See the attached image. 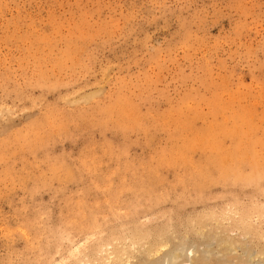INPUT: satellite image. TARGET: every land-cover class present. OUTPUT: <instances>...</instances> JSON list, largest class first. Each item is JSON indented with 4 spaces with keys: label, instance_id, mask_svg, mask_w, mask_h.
Instances as JSON below:
<instances>
[{
    "label": "rangeland",
    "instance_id": "obj_1",
    "mask_svg": "<svg viewBox=\"0 0 264 264\" xmlns=\"http://www.w3.org/2000/svg\"><path fill=\"white\" fill-rule=\"evenodd\" d=\"M177 248L264 264V0H0V264Z\"/></svg>",
    "mask_w": 264,
    "mask_h": 264
},
{
    "label": "bare ground",
    "instance_id": "obj_2",
    "mask_svg": "<svg viewBox=\"0 0 264 264\" xmlns=\"http://www.w3.org/2000/svg\"><path fill=\"white\" fill-rule=\"evenodd\" d=\"M247 156V155H246ZM198 220H200V219H198ZM204 222V221H203ZM217 222V221H216ZM248 223V222H247ZM201 224V223H200ZM240 224V223H239ZM247 225V224H246ZM196 226V225H195ZM215 226H216V224H215ZM193 227V226H192ZM221 227V226H220ZM245 228V227H244ZM248 228V227H247ZM255 229V228H254ZM192 231V230H191ZM243 231V230H242ZM222 232V231H221ZM237 233V232H236ZM195 234V233H194ZM224 237V236H223ZM263 238V237H262ZM201 239V238H200ZM142 241V240H141ZM163 241V240H162ZM178 241V240H177ZM160 243H161V241H160ZM110 245H112V244H110ZM162 246V245H161ZM99 247V246H98ZM107 247V246H106ZM108 247H110V246H108ZM107 247V248H108ZM112 247V246H111ZM110 247V248H111ZM181 247V246H180ZM183 247V246H182ZM181 247V248H182ZM192 247V246H191ZM195 247V246H194ZM207 247V246H206ZM101 248V247H100ZM104 248V247H103ZM102 248V249H103ZM141 248H143V247H141ZM210 246H209V251H210ZM99 249V248H98ZM113 249V248H112ZM111 249V250H112ZM116 249V248H115ZM177 249H179V248H177ZM206 249V248H205ZM208 249V248H207ZM195 250H197V249H194V248H192V250L191 249H189V252H188V249L184 252L183 250H177L176 251V249H175V251L176 252H174L173 253V255H170L171 257L172 256H174V257H172V258H169L168 257V255H167V257L169 258H167V260H166V264H182V262L184 263H190V264H209V263H211L210 262V259H211V257H212V255L211 256H208L210 253H208L207 252V254L205 255V253H203V255L204 256H202V257H200V259H198V260H196L195 261V258L197 257L196 255H198V254H196V252H195ZM99 251V250H98ZM107 251V250H106ZM148 251V250H147ZM191 251H192V254H191ZM198 251V250H197ZM200 251V250H199ZM206 251V250H205ZM217 251V250H216ZM219 251V250H218ZM228 251V250H227ZM253 251V250H252ZM73 252H74V250H73ZM100 252V251H99ZM152 252V251H151ZM154 252V251H153ZM212 252V251H211ZM225 252V251H224ZM230 252V251H229ZM228 252V253H229ZM74 253H76V252H74ZM101 253H103L102 251H101ZM149 253V252H148ZM201 253V252H200ZM144 254V253H143ZM149 254H151V253H149ZM148 254V255H149ZM196 254V255H195ZM215 254H219L218 252L217 253H215ZM248 253H244L243 254V256H246ZM76 255V254H75ZM79 255H80V253H79ZM98 255V254H97ZM222 255H224V254H222ZM231 255V254H230ZM249 255V254H248ZM248 255H247V257H248ZM101 256V255H100ZM156 256V255H155ZM196 256V257H195ZM78 257V256H77ZM99 257V256H98ZM102 257V256H101ZM198 257H199V255H198ZM210 257V258H209ZM223 257V256H222ZM251 258L249 259V257L248 258H246V260H248L249 261V263L251 262L252 263V259H254V255H251L250 256ZM100 258V257H99ZM98 258V259H99ZM153 258V257H152ZM184 258V259H183ZM226 258V257H225ZM228 258V257H227ZM85 259V258H84ZM84 259H83V261H84ZM116 259V260H115ZM122 259V257L121 256H119V255H117V256H114L113 255V252L112 253H107V255H105V256H103L102 258H101V260H102V263H101V261L99 262L100 264H113L115 261L117 262L118 260H121ZM146 259V258H145ZM166 259V258H165ZM164 259V260H165ZM181 259V261H179ZM230 259V258H229ZM97 260V259H96ZM163 260V262H165ZM226 260V259H225ZM88 261V260H87ZM93 261V260H92ZM99 261V260H98ZM95 262V261H94ZM94 262H93V264H94ZM135 262V261H134ZM247 262V261H246ZM245 262V263H246ZM98 263V262H97ZM120 263V262H119ZM118 263V264H119ZM229 263H230V261H229ZM232 263V262H231ZM255 263V261L252 263V264H254ZM261 262H259V263H257L256 262V264H260ZM85 264V263H84ZM87 264H88V262H87ZM91 264V263H90ZM117 264V263H116ZM127 264H128V262H127ZM227 264V263H226ZM243 264V263H242Z\"/></svg>",
    "mask_w": 264,
    "mask_h": 264
}]
</instances>
